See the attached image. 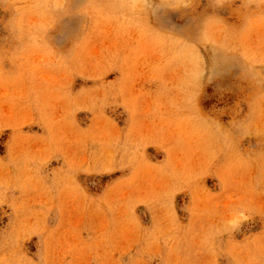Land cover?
Instances as JSON below:
<instances>
[{
  "label": "rangeland",
  "instance_id": "374dc122",
  "mask_svg": "<svg viewBox=\"0 0 264 264\" xmlns=\"http://www.w3.org/2000/svg\"><path fill=\"white\" fill-rule=\"evenodd\" d=\"M0 264H264V0H0Z\"/></svg>",
  "mask_w": 264,
  "mask_h": 264
}]
</instances>
